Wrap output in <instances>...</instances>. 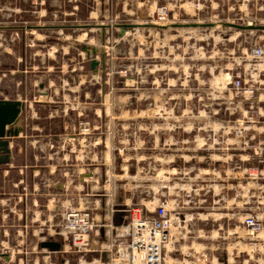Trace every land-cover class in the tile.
<instances>
[{"label":"rangeland","instance_id":"1","mask_svg":"<svg viewBox=\"0 0 264 264\" xmlns=\"http://www.w3.org/2000/svg\"><path fill=\"white\" fill-rule=\"evenodd\" d=\"M101 1L0 0V87L8 89L6 97L15 96L10 71L20 67L22 54L12 34L18 37L21 26H45L39 30V72L36 43L27 47L28 74L37 75L28 82V97L41 100L33 102L36 114L28 120L35 129L17 138V148L28 153L18 165L23 160L52 173L29 175V183L43 176L77 181L79 171L91 170L96 197H103L104 184L109 189L123 173L141 197L131 208L152 215L158 203L168 202L173 227L162 264H243V256H233L243 248L239 233L251 245L247 264H264V236L244 225L247 216L264 221V71L251 80L260 62L252 50L262 48L264 58V30L223 25H264V0H248L246 9L242 0H221L215 8L202 0L142 2L141 13H125L108 0L107 15L92 14ZM159 6L168 8L166 20L157 18ZM98 24H107V31ZM120 24L133 25L118 36ZM36 34L29 33L28 41ZM236 79L252 86L251 97L233 86ZM39 84L44 96L37 94ZM150 153L157 155L156 197L148 190ZM69 169L76 171L64 175ZM18 177L13 172L12 182ZM10 189L20 212L18 198L27 190L10 182L2 187ZM41 189L28 187V196L43 199L56 191L45 180ZM5 207L0 203L2 218ZM10 218L12 230L4 234L3 221ZM19 219L0 218V264H104V249L77 250L61 235H55L60 251L40 248L37 238L24 237Z\"/></svg>","mask_w":264,"mask_h":264},{"label":"crops","instance_id":"2","mask_svg":"<svg viewBox=\"0 0 264 264\" xmlns=\"http://www.w3.org/2000/svg\"><path fill=\"white\" fill-rule=\"evenodd\" d=\"M104 1V2H103ZM108 0H102L101 3L95 5V8L92 11V14H98L102 13L104 11V14H108V8L105 6ZM119 4L120 10L123 12L129 11V9L136 11L143 12L146 9V6L144 8H141L140 4L142 2H148V4L157 3V2H163L166 0H135L137 1L136 6H130L128 5L129 0H116ZM168 1V0H167ZM218 1L221 0H202V5L205 3H211V7L215 8L217 7ZM243 4L242 7L244 9L247 8L248 0H242ZM104 3V6H103ZM108 4V3H107ZM106 4V5H107ZM200 5V2L198 1V7ZM150 6V5H149ZM143 9V10H142ZM199 9V8H198ZM229 11L232 9L231 6L227 8ZM26 12L25 10L23 11ZM22 13V12H21ZM122 26L120 27V30L118 32V36H120L126 27H124V24H120ZM140 25V24H138ZM210 24L207 23L208 26ZM224 26H227L228 28L234 27L231 25V23H224ZM41 26V27H40ZM100 29L103 31H107L108 25L107 24H98ZM45 26L43 25H36V27L29 28L26 26V29H23V27H20V35L14 36L12 34V42L17 41L20 43V46L22 48V54H20L19 59L17 60V63H20V67L17 68L15 72L13 70L10 71L11 73V82L13 83V93L14 97H6L4 94H8V89L0 87V98L2 99H8V100H20L24 106L20 113L19 120L17 121V126H21L22 130L20 131V134L17 137H13L9 140V148L11 149L10 153V160L7 163L0 164V203H5V211H4V218H2V215L0 216L1 220L5 219L7 215H14L18 217L19 219V225L21 228V232L24 233V237L29 238L31 236L32 238H37L39 247L40 248H47L41 246V243L44 241H55L60 244V248L56 251H60L63 247V244L59 242L55 235H61L63 240H66V238L62 235L60 230L61 221H58V224L54 222V219L56 216H62L65 211L71 208H80L85 209L89 212L91 218L93 221L97 224L94 231L90 234H93L91 241L90 237H88L89 242V249L93 250H103L104 249V264H123V262L117 257L115 252V246L119 241H128L129 240V231H130V217H131V207L137 206L141 204V197L139 196V193L135 194V188L134 184L132 185V188H129V185L125 182L126 178L123 177V173L121 174L120 178H117V181H113L110 188L107 189L109 184H104V193L100 197H96L97 194L95 192L99 189L97 180L95 178L96 171H87V172H78V180L73 181L72 178H69V181H55L52 182L50 179H46V177H40L37 178V181L30 182L28 181V176L31 175L32 177H37L45 175L43 173L46 172V169H44L41 165H29L27 161H23L19 163L18 165V158H28L27 150L20 149V147L17 148L18 139L19 137H25L27 135V132L30 131V129H35L33 126L30 127V121L29 119L33 118L36 114L35 108L33 102L41 101L40 99H31V97H28L30 89L28 87V82H32L34 80V76H37L33 74L31 77L28 74L30 69L28 67V55H27V47L34 48L32 46V43L35 46H37L36 50L31 49L32 51L35 50V53L33 55L35 56L34 60L36 59V69L38 70V62L39 60H42L43 55L41 52L39 53V46H41V41H43V38H39V30H43ZM236 28V27H234ZM239 29V28H238ZM37 31L36 36L32 38L31 41H28V34L33 33L34 31ZM239 30H251V29H239ZM263 31V30H262ZM44 32V31H43ZM17 35L16 33H14ZM43 36V33L41 34V37ZM17 39V40H16ZM28 42H31L29 44ZM89 51V50H88ZM87 51V52H88ZM26 53V54H25ZM40 55V57H39ZM260 60L257 67H252V81L256 82L257 75L264 71V58H257ZM32 64V68L35 67ZM251 67V66H250ZM92 68V67H91ZM19 69V70H18ZM251 69V68H250ZM33 72V70H31ZM14 73H19L15 75ZM259 81H262L261 79ZM38 95L44 96L45 91L42 90V84H39ZM3 94V95H2ZM24 133V136H23ZM246 138V137H245ZM60 139L62 141H65L66 135L60 136ZM69 139V138H68ZM241 141V140H240ZM239 141V142H240ZM244 142H246L244 140ZM34 159V155L32 158ZM53 169V168H52ZM166 171H168V167L165 168ZM175 169V168H174ZM177 169V168H176ZM69 169L67 172L63 173L64 175H72L71 173L73 171H70ZM181 170V168H179ZM75 169L74 172L75 173ZM121 171H124V168H121ZM214 171V170H213ZM13 172H16V175L19 177L17 178L16 183L12 182V174ZM48 173H52V170H48ZM46 172V173H47ZM157 172H158V163H157V155L156 153L149 155V193L154 194V196H157V188H158V178H157ZM202 172L204 173L205 170L202 169ZM168 173V172H166ZM173 173V172H172ZM214 173V172H213ZM104 177H107V174L104 173ZM34 180V179H33ZM44 180L47 182V186L50 184L55 185L54 194L52 196L41 198L39 193H32V197L28 196L29 191L28 187L32 191L36 189H41L44 187ZM105 180V179H104ZM116 180V179H115ZM10 182L11 185H17L20 184L22 189L27 190V193L23 194V198L21 199L20 204V212H18L19 209L13 207L12 202V191H2V187ZM163 187V188H162ZM163 192L167 194L169 189L168 186H162ZM84 189V190H83ZM43 190V189H41ZM83 193H79V192ZM65 192V193H62ZM66 192H68L66 194ZM180 192V191H178ZM107 193V194H106ZM1 195H4L5 197H2ZM9 195V197H7ZM62 195L65 197L62 199ZM21 197V196H20ZM10 201V204L7 203V201ZM178 202H181L180 199H177ZM16 204V202H15ZM16 206V205H15ZM135 208V207H134ZM57 218L56 220H58ZM4 234H7L8 231H11L12 226V220L11 218L8 219V221L4 220ZM12 222V223H11ZM35 223V224H34ZM172 227H173V221H172ZM172 230V229H171ZM90 236V235H89ZM239 239H242L244 241H241L239 244H243V248H241V251H237L235 254H233L234 258H238L239 256H243V264H247V256L251 253V245L247 243V237L244 235L238 234ZM238 243V242H237ZM48 249V248H47ZM206 249V248H205ZM217 249L216 247L213 248ZM49 252H56L49 250ZM249 251V252H248ZM206 253V252H205ZM115 260V261H114ZM249 262V261H248ZM215 263V262H214ZM220 264V261L218 262Z\"/></svg>","mask_w":264,"mask_h":264},{"label":"built area","instance_id":"3","mask_svg":"<svg viewBox=\"0 0 264 264\" xmlns=\"http://www.w3.org/2000/svg\"><path fill=\"white\" fill-rule=\"evenodd\" d=\"M168 11L166 6H159L155 10L159 20H166ZM252 54L255 58H260L263 50L256 47ZM232 84L244 95L252 96V86L245 85L239 79ZM167 207V200H163L155 206L152 215L141 214L139 208L131 209L129 240L119 241L115 246L116 255L123 264H162L163 251L171 239L172 229V219ZM244 225L250 234L264 236V221L247 216ZM96 226L87 210L71 208L63 213L60 230L73 248L86 250L89 246L88 237Z\"/></svg>","mask_w":264,"mask_h":264},{"label":"water","instance_id":"4","mask_svg":"<svg viewBox=\"0 0 264 264\" xmlns=\"http://www.w3.org/2000/svg\"><path fill=\"white\" fill-rule=\"evenodd\" d=\"M133 24H125L124 27H131ZM239 29L264 30V25H241L231 24ZM96 61L91 62V67ZM24 108L20 100H8L0 98V164L7 163L10 160L11 149L9 148V140L17 137L22 130L21 126H17L20 113ZM41 246L47 247L49 250L56 251L60 248V244L55 241H44Z\"/></svg>","mask_w":264,"mask_h":264}]
</instances>
